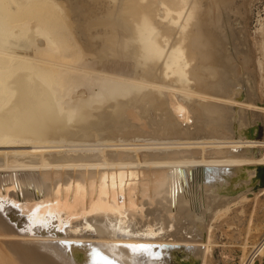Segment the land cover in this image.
Segmentation results:
<instances>
[{
  "label": "bare ground",
  "instance_id": "6f19581e",
  "mask_svg": "<svg viewBox=\"0 0 264 264\" xmlns=\"http://www.w3.org/2000/svg\"><path fill=\"white\" fill-rule=\"evenodd\" d=\"M238 15L235 0H0V177L8 171L36 174L42 187L38 191L32 185V197L12 193L13 199L33 202L44 196L46 178L73 172L52 182L66 186L59 203L52 199L49 207L15 208L30 233L52 226L55 217L65 235L19 234L0 214V264H82L73 255L79 251L86 264H173L176 247L195 256L204 252L200 264H206L215 219L248 200L249 183L233 181L238 169L264 165V140L247 137L253 123L247 110L264 113V108L254 99L250 75L235 64L248 58V38ZM84 56L94 59L96 67L116 59L130 70L89 71L81 63ZM81 73L100 77L98 90L67 109L61 93ZM102 108L114 119L107 124L129 136L127 143L110 141L70 155L75 146L63 144L91 143L92 132L86 141L81 133L90 120L96 121L91 110ZM151 117L162 125L154 126ZM183 118H194L196 124L184 127ZM99 125H93L97 131ZM143 126L158 128L141 131L143 136L169 141L150 149L168 152L137 154L134 162L130 152L144 145L130 142ZM251 148L262 149L261 156L236 153ZM143 163L169 173L150 180L151 196L142 207L129 198L124 206L111 200L110 186L116 187V201L120 187L126 199L135 183L128 181L129 169ZM79 171L85 177L75 174ZM156 172L161 173H148V179ZM136 177L138 191L140 171ZM236 193L235 199L228 198ZM259 195L264 189L253 200ZM200 199L203 210L197 209ZM255 257L264 258V240L249 264Z\"/></svg>",
  "mask_w": 264,
  "mask_h": 264
},
{
  "label": "rangeland",
  "instance_id": "374dc122",
  "mask_svg": "<svg viewBox=\"0 0 264 264\" xmlns=\"http://www.w3.org/2000/svg\"><path fill=\"white\" fill-rule=\"evenodd\" d=\"M235 3L238 8V12H239V15L237 17L239 26L243 25L244 29L246 30V35L248 38L247 39L248 58L243 63L235 62V64L237 65V68L240 73L243 72L247 76L250 75L249 77L250 79H252L254 96L256 97V98L254 97V99L255 101L258 102L261 108H264V53H263L264 52L263 51L264 50V34H263L264 33L263 31L264 30V0H235ZM259 22H261L260 24L262 27L259 26ZM261 28H263L262 31L260 30ZM255 30H258L260 32L258 33V31H255ZM261 32L263 33L261 34ZM94 61L95 60L92 59L91 57L84 56L82 58L81 63L83 64L84 67H87L89 71H97V72H106V71H112L113 69H116V71H121L125 73L126 70L124 69L128 68L125 66V62L121 60L114 59V60L102 62L97 67L94 66ZM118 68L120 70H118ZM95 69H98V70H95ZM129 70L130 69L128 68L127 71ZM87 75L88 74L81 73L79 78L73 77L72 80L70 79L71 81L67 83L65 88H63V92L61 93V95H64L63 96L64 98L61 99V103L67 109L71 108L74 105L71 103L76 104L78 102L77 99L81 100L82 98L89 97L90 95H93L94 92L95 93L97 92L98 90L97 84L101 78L94 76V75H88L89 76L88 77ZM176 101L179 102V104L181 103L186 104L179 98H177ZM172 102H175V101L172 100ZM69 104H71L72 106ZM192 105H194V103ZM91 111L95 114L96 121L92 123V120H90L91 122H89L87 125L88 128L84 127L85 130L81 133L84 136L83 141H86L88 139L86 134H88V132H92V135L90 136L91 143L83 142V143L76 144V141H74L72 142L73 143L72 144L71 141L70 142L66 141L67 143L65 142L66 145L64 143L63 144L64 146H68V145L75 146L74 147L75 149L73 150H76V152H70L69 153L70 155L82 154L85 150L92 149V148L95 149V147H93L95 145L97 146V145H103V144L105 145L110 144V141L121 145V144H126L127 142L125 141L129 140V138H126V136H128L127 134L124 135V134L115 132L117 130V126L115 124L113 125V123H111V126H114V128L113 127L111 128L109 126L110 124H107V122H109L110 120H114L113 118L111 119L109 117L107 110H104V108H102V109H96V110L93 109ZM251 111H256L258 113H257L255 122H253L254 124L248 125L249 129L254 128L253 134H250L248 131L247 137L248 139H251V140L262 141L264 140V113H261L257 110H251ZM181 113L182 112H180V116L183 115ZM148 119L151 120L152 117ZM182 120L184 121L182 123L184 127L188 125L190 126V128H192L193 125L196 124V120L194 118L190 120H186L183 118ZM152 121L154 123V126L162 125L161 122L158 121L157 119L156 120L152 119ZM131 122L135 123L136 120L131 119ZM92 124L94 126L100 124L98 127H101V128L103 125V127L106 129L102 128L104 129L103 130L104 132L101 131L102 130L101 128H99L100 131H97V129ZM105 124H107V126ZM154 126L152 127V129L158 130V128ZM211 128H212V125H206L205 127V129L207 130H210ZM138 129L140 131L136 134L134 141L130 142V144L144 145V146H141V147L134 146L135 148H140V150H137L136 152H130V155H132V157L134 158V162L136 161L135 159H136L137 154L140 157H143L144 155L150 156L156 153L164 154L168 152V151H160V150H151L150 148H154L153 146H157V144L169 143V141L161 142L158 139L156 141V139H153L152 137L143 136L141 131L144 130L145 132L147 130V126H143L142 129L141 127H139ZM152 129H149L147 131L148 132L150 131L149 133H153L151 131ZM98 133H100V135H98ZM101 133L103 136H101ZM103 141L104 142L106 141L107 143L106 142L104 143ZM152 144H156V145H152ZM148 162H152V160H148ZM129 170L133 172V175L131 179H128V181L130 184H132V179L135 180V183L133 184L134 189L130 191L129 189L126 188L128 191L126 190V199H124V191H122V187H120L121 188V189L119 188L120 191L118 190V199L120 198V201H116V198H115L116 193L113 192V191H116V187L112 186L115 188L114 190V188L110 186V190H111L110 199L114 198L111 200H114L115 203H119L124 206V201L128 200L129 198V202L131 203V201H133L132 205H135L137 203L138 208L142 207V203L144 202V199L151 196L152 185H150V191H148V183H150V180L153 179L154 181H156L158 180V178L156 177L167 176L169 173L167 169L150 168L144 163L141 164L139 167L136 166L134 168H130ZM155 170H159L161 171V173L156 172L155 176H150V179H148V173H150L151 175L154 173ZM104 171L105 170L99 171V172H104ZM138 171H140L141 182H140V185H138V191H136V181H138V177H136V175L138 174ZM64 173L72 174L73 172L71 170L64 171V172L59 171V172H56V174H54L52 177H48L45 179L47 183L44 184V191H41V193L44 192L45 194L43 197L37 198V201H35L36 203H38L37 206H40V203H42L41 201H47V202L50 201V203H53L55 200H57L58 203L60 202V199H58V197H60V193H63L66 186L61 188L59 180L61 179ZM93 173L94 171H90L88 175L93 174ZM75 174H82V177H85V173L81 171H79L78 173L76 172ZM2 175L3 176L0 177V183H2V185L0 186V189L3 187L6 193L10 195V197H12V199H13L12 193L16 191L19 192L20 190L23 193L26 192V195H29L32 197V194H33L32 191L34 190V187L38 188V191L40 190V187H42V183L39 184V179L37 178L36 174L33 175V173L30 174L26 171H17V172L8 171V172L3 173ZM111 175L113 176L114 174H111ZM122 180L126 181V178H123ZM56 181H59L58 182L59 184L55 185L54 183H52ZM128 181H126V184L128 183ZM121 183L122 185H124V182H121ZM93 184L94 182H92V185ZM16 185H18L20 189H18ZM32 185H34V187ZM93 188H94V185H93ZM93 188H92V191H93L92 194L94 195ZM52 191H54V197H52ZM104 191L105 192L103 193V195L104 197H107V199L106 198L105 199L106 201H108V193H107L108 187H106ZM98 192H99V186H98V191H96V197L99 194ZM136 193H138V195H136ZM127 194L130 196H128ZM38 199H40V201H38ZM52 199H54V201H52ZM231 199L233 200L235 198H231ZM13 200H16V199H13ZM224 200H226L225 197H222L220 199V201H224ZM21 202L28 206H30L29 203H31L29 201H21ZM199 203H197L199 205L197 206V209L198 210H201L202 208L204 209V202L202 201V199H200ZM126 204H127V201H126ZM200 205L202 206V208ZM56 207L57 205L54 204L53 208H56ZM87 214H89V212ZM262 240H264V195L262 196L259 195L256 198H254V200H253V197L251 198L248 197V200L236 204L235 206L231 208V210L227 214H220L215 219V222L213 224V233H212L211 244H210L211 245L210 252L206 256V264H249V260L251 259L253 255L254 248L258 246L262 242ZM174 242H180V241H174ZM202 254L200 256V261L198 264L201 263V260L203 257ZM263 259H264L263 257H255L253 264H264Z\"/></svg>",
  "mask_w": 264,
  "mask_h": 264
},
{
  "label": "water",
  "instance_id": "95a60500",
  "mask_svg": "<svg viewBox=\"0 0 264 264\" xmlns=\"http://www.w3.org/2000/svg\"><path fill=\"white\" fill-rule=\"evenodd\" d=\"M256 103H258V102L256 101ZM257 113L258 112L251 111V110H247V112H246V114L250 117V119L253 120V122L256 120ZM253 130H254V128L248 129L250 134H253ZM236 153L239 156H243V157L253 156L255 158H259L262 154V149L251 148L250 150H240ZM241 180H244V181L249 183V186L246 189L247 190V196L249 198L253 197L254 194L259 193L260 191H262L264 189V165L242 166L241 168L238 169L237 179H234L233 181L238 182ZM2 189H3V187H2ZM237 194L238 193H236L232 197H228V198H236ZM8 201H7L8 203L4 205V211L0 212V214L6 220L7 224L10 227L14 228V230L17 233L24 234V235L29 234V235H33V236H42V237L43 236H55L57 234L58 235H65L62 230L57 229V227L54 223L52 224V226L47 227V228L44 227L41 230H39V227H34V229L32 231L33 233H30L28 230L29 227L27 226V222L25 221V219L18 214L15 207L11 206V204H13V203H20L21 207H25L26 205L24 203H22L19 199L12 200V201L8 200ZM45 202L46 201H44L42 203H45ZM42 203H40V206L49 207L48 204L45 205ZM29 204H31V206L34 207V204H37V203L35 201H33ZM204 236H205V233L203 232L201 235V238L204 239ZM58 244L62 247L65 246V243H62V242H58ZM85 245L89 246L90 248H94L95 250H98L96 246L91 245L89 243H85ZM79 250H82L81 247H79L78 251ZM89 252H90V250L89 251L86 250V254H89ZM172 252H174L178 255V256H176L177 258L173 262V264H198L200 261L201 255L195 256V255H192V252H190V251H186V252L185 251H179V247H176L174 250L172 249L171 254H173ZM72 253H76V252L73 251ZM73 255H75L76 257H79L80 261H82V264H86L85 263V257L80 256V251L76 254H73ZM170 263H172L171 260H170ZM79 264H81V263H79Z\"/></svg>",
  "mask_w": 264,
  "mask_h": 264
},
{
  "label": "snow or ice",
  "instance_id": "6c2138e0",
  "mask_svg": "<svg viewBox=\"0 0 264 264\" xmlns=\"http://www.w3.org/2000/svg\"><path fill=\"white\" fill-rule=\"evenodd\" d=\"M0 201H2V197H0ZM12 207H15V208H19L21 207V204L20 203H13L11 204ZM4 211V205L2 202H0V212H3Z\"/></svg>",
  "mask_w": 264,
  "mask_h": 264
}]
</instances>
